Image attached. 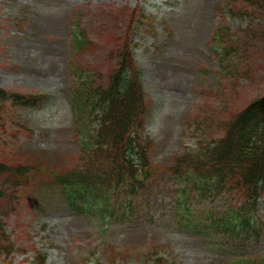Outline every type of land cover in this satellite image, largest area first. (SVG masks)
I'll list each match as a JSON object with an SVG mask.
<instances>
[{
  "label": "rangeland",
  "instance_id": "obj_1",
  "mask_svg": "<svg viewBox=\"0 0 264 264\" xmlns=\"http://www.w3.org/2000/svg\"><path fill=\"white\" fill-rule=\"evenodd\" d=\"M222 3L0 0V86L36 93L26 105L7 101L0 113V151L47 150L56 153L50 160L60 155L68 163L77 152L67 96L70 65L101 66L133 8L139 14L128 40L146 92L144 132L155 142L153 157L165 164L195 147L197 135L219 136L233 112L264 93V12L223 16ZM76 29L86 33V46H73ZM217 33L225 35L219 39ZM25 192L18 205L0 203V220L13 243L0 264H34L37 251L45 252V264H146L142 257L152 246L164 258L160 264H229L243 255L264 256V228L231 237L202 225L204 211L217 209L220 198L195 199L189 218L200 228L186 225L169 179L153 182L133 199L129 213L115 219L101 213L100 203L91 211L47 188ZM258 215L264 224V194Z\"/></svg>",
  "mask_w": 264,
  "mask_h": 264
},
{
  "label": "trees",
  "instance_id": "obj_2",
  "mask_svg": "<svg viewBox=\"0 0 264 264\" xmlns=\"http://www.w3.org/2000/svg\"><path fill=\"white\" fill-rule=\"evenodd\" d=\"M221 8L223 16L264 12V0H223ZM138 14L136 8L130 10L126 30L101 66L70 65L67 96L77 152L66 164L60 155L56 161L50 160L56 153L47 150L17 146L0 151V203L18 205L25 200L26 188L39 192L47 188L70 203H85L91 211L99 209L100 203L101 213L115 219L129 213L133 199L163 178L175 185L176 207L185 212V224L195 225V231L200 226L189 218L194 209L191 205L195 199L209 197L220 198L222 203L212 212L204 211L207 217L203 216L202 225L228 232L231 237L259 231L264 228L258 215L259 199L264 194V93L233 112L223 122L219 136L197 135L195 147L175 153L168 163H159L152 155L155 142L144 132L146 92L128 40ZM74 26L78 28L76 23ZM73 33V46H86L88 38L83 29ZM224 47L218 49L226 51ZM35 96L0 86V113L7 101L26 105ZM12 249L0 220V256ZM142 258L146 264L164 260L156 246ZM45 259V252L37 251L34 264H45ZM229 264H264V256L243 255L232 258Z\"/></svg>",
  "mask_w": 264,
  "mask_h": 264
}]
</instances>
